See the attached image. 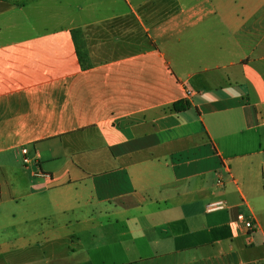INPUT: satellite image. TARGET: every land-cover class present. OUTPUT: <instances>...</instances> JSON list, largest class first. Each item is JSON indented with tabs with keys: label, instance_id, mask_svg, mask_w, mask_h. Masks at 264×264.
Here are the masks:
<instances>
[{
	"label": "crops",
	"instance_id": "crops-1",
	"mask_svg": "<svg viewBox=\"0 0 264 264\" xmlns=\"http://www.w3.org/2000/svg\"><path fill=\"white\" fill-rule=\"evenodd\" d=\"M57 1L0 0V264H264V0Z\"/></svg>",
	"mask_w": 264,
	"mask_h": 264
},
{
	"label": "rangeland",
	"instance_id": "rangeland-1",
	"mask_svg": "<svg viewBox=\"0 0 264 264\" xmlns=\"http://www.w3.org/2000/svg\"><path fill=\"white\" fill-rule=\"evenodd\" d=\"M31 4V15L32 17H36L38 23V29H42L44 26H52L56 24L53 16L60 9L62 2L57 0H26ZM36 21V22H37ZM66 215H62L61 217H65ZM46 222L39 219L33 221L31 226L32 230L40 229L43 231V228L46 227ZM44 236H40L35 242L37 243L35 246L31 247L29 256H25L26 259H30V264H70L73 261L71 260L72 252L69 250L70 240L62 239L56 242H47L45 243Z\"/></svg>",
	"mask_w": 264,
	"mask_h": 264
},
{
	"label": "trees",
	"instance_id": "trees-1",
	"mask_svg": "<svg viewBox=\"0 0 264 264\" xmlns=\"http://www.w3.org/2000/svg\"><path fill=\"white\" fill-rule=\"evenodd\" d=\"M72 35H73V39L76 45V51H77V54H78V57H79V60L82 66L84 68L90 67L91 62L89 60L88 51L86 48L85 40L83 39V36H82L81 29H78V28L72 29ZM187 106L188 104L186 102L182 104H180L179 102H176L174 103L173 108L179 110Z\"/></svg>",
	"mask_w": 264,
	"mask_h": 264
},
{
	"label": "built area",
	"instance_id": "built-area-1",
	"mask_svg": "<svg viewBox=\"0 0 264 264\" xmlns=\"http://www.w3.org/2000/svg\"><path fill=\"white\" fill-rule=\"evenodd\" d=\"M26 152H27V150L23 149V153H26ZM24 161L25 162L28 161L27 157L24 158ZM218 182L219 183L221 182L220 178L218 179ZM225 206H226V202L224 200L218 199V200L210 201L207 204V209L209 211H213V210H217V209H222ZM237 220L239 222H242L248 231H253L256 228V222L253 219L248 218L247 215L243 212H239L237 214Z\"/></svg>",
	"mask_w": 264,
	"mask_h": 264
}]
</instances>
